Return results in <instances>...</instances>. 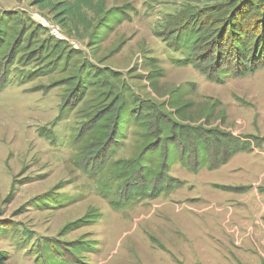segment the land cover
I'll list each match as a JSON object with an SVG mask.
<instances>
[{"label":"rangeland","instance_id":"374dc122","mask_svg":"<svg viewBox=\"0 0 264 264\" xmlns=\"http://www.w3.org/2000/svg\"><path fill=\"white\" fill-rule=\"evenodd\" d=\"M81 1L64 14L0 0L5 264H264V66L209 80L191 61L199 52L171 37L184 11L222 0ZM38 19L68 43L49 39ZM96 71L109 72V86H75ZM117 97L164 104L177 122L250 150L217 169H192L193 157L183 164L175 151L164 181L128 199L117 165L139 158L140 132L127 121L122 138L100 144L97 125ZM162 161L158 151L142 165L155 175Z\"/></svg>","mask_w":264,"mask_h":264},{"label":"trees","instance_id":"16d2710c","mask_svg":"<svg viewBox=\"0 0 264 264\" xmlns=\"http://www.w3.org/2000/svg\"><path fill=\"white\" fill-rule=\"evenodd\" d=\"M81 2V0H35V4L41 7L59 5L64 14H71L75 6ZM220 2L184 11L179 18L180 26L175 27L171 37L181 49L199 52L194 54L195 60L191 59L193 66L209 80L221 82L228 74L235 78L244 77L264 66V0ZM88 5L85 3V6ZM5 55L3 54L2 58ZM108 73L91 72L85 77H79L81 80L76 81L75 86L79 88L82 84L81 89H85L89 84L107 87ZM118 100L119 97L113 103L117 107L103 115L102 119H98L97 125L100 129V144L106 142L115 131L117 136L122 138L127 121L140 132L143 144L139 158L130 162L120 161L117 165L124 177L125 188L122 194L128 199L144 195L152 184L151 180L153 184L159 179L164 181L160 174L167 166L166 160L175 156L173 154L175 151L179 152L180 162L183 164L185 157L190 156V159L193 157L192 169L198 167L217 169L235 154L250 150L249 141H240L228 136L220 137L221 135L214 130L177 122L171 115L166 116L164 104L138 103L132 99V105L122 106L123 102ZM158 151L163 161L157 173L150 175V171L142 164ZM131 178L134 179V183H128ZM71 250L75 253L74 247ZM0 264H5L1 256Z\"/></svg>","mask_w":264,"mask_h":264},{"label":"built area","instance_id":"2783aa9c","mask_svg":"<svg viewBox=\"0 0 264 264\" xmlns=\"http://www.w3.org/2000/svg\"><path fill=\"white\" fill-rule=\"evenodd\" d=\"M37 22L42 28L47 30V33L50 38L56 41L68 43L67 38L59 32L58 28L55 25L39 19L37 20Z\"/></svg>","mask_w":264,"mask_h":264}]
</instances>
